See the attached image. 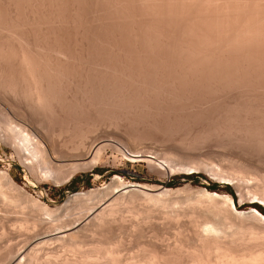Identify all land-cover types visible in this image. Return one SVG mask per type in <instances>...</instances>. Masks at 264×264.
<instances>
[{"label": "bare ground", "instance_id": "6f19581e", "mask_svg": "<svg viewBox=\"0 0 264 264\" xmlns=\"http://www.w3.org/2000/svg\"><path fill=\"white\" fill-rule=\"evenodd\" d=\"M88 5L92 6V9L96 8L95 14L97 10L102 11L98 18V20L101 18V21L97 20L98 23L95 15L96 18L91 17L92 21L95 20L90 25L95 30H91V27L88 29L90 22H88ZM261 5L259 2L255 3L254 0H0V141L12 146L17 157L31 172L43 173L45 177H52L57 183L65 176L61 172L62 166L71 167L69 175L66 176L70 177L75 172L94 167L101 161L106 144H96L90 152L88 151L89 154L87 151L85 154L82 153V150L86 147L84 138H87L88 131H91L88 128L93 127L90 125L97 124L96 121L98 123L100 121L101 124L106 117L110 118L111 125L114 123L117 127L121 125L122 120H126L125 123L128 120L130 130H134L132 138L139 142L146 139L152 140L156 137L155 131H163V134L168 133L170 136L177 135L172 132L184 131L185 133H181L182 136L187 132L189 135L185 137L188 139L191 135L193 143L198 144L200 141H205L206 137H211V134L212 136L217 134L213 138L219 136L218 139H221V136L223 139L224 134L229 135L226 138L235 134L239 138L234 135L235 141L239 140L244 144L248 142L247 146L240 144L248 147V144L253 143L255 147L254 143H257V147L259 148L260 145L263 150L264 119L260 120V118L264 115L259 118L262 116L261 111L258 112L257 109L255 112L259 115L260 124L257 118L251 117L256 109L254 106L255 109L251 108V113L247 112L251 111L249 103L256 102L254 101L256 97L248 102L249 109L245 110L247 113L242 112L247 115L239 112L243 118L249 116L243 121L237 108H233L238 103V106L241 104L240 96L236 97L238 94L241 98L243 94L247 98L249 93L253 95L254 90L257 92V89H262L264 93V15L262 16ZM25 7L29 16H32L31 20L26 19L27 16H25L26 20L23 18L21 8L25 9ZM92 9H90L91 12L94 10ZM92 15L93 12L90 16ZM94 23H96L95 26H93ZM25 25L32 26V28L26 27V29ZM42 25L53 27L48 28L49 30L46 27L45 32ZM64 25L70 26L71 29H68L71 31L66 27L60 28ZM88 32L91 37H88ZM241 89H244L243 92ZM251 90L253 93L248 92ZM230 91L233 96L235 95V99L238 98L233 101L239 100V102L237 104L230 100L224 102L221 97L222 101H220L223 104L231 105H228L229 109H227L217 100L219 99L217 94L225 95L224 99H228L229 96L226 93L229 92V95ZM254 94L256 96L258 93ZM213 100H215L214 105L219 101L218 103L229 111L225 113V110L221 108L224 111L221 116L220 113L223 111L220 107L222 105L217 106L219 108L217 111L214 108L216 106L212 105ZM187 101L193 104L192 108L197 104V109L196 107L195 110L191 108L192 113L202 106V101L212 104L205 107L206 110L201 107L203 109L201 112L199 109L197 113L186 114L189 112L186 110L190 108ZM183 102L189 105H187L188 109L186 105L183 106ZM242 102L245 103V100ZM179 103L183 108L180 105L177 106ZM199 103L200 107H198ZM232 103L235 105L233 106ZM244 105L242 107L245 108ZM176 106L182 110L186 107V110L184 109L186 113L182 112L184 116L182 113V116H175L178 113ZM166 107L171 109H166ZM231 107L234 109V114L233 110L232 113L230 111ZM160 108L161 111L163 109L162 112L165 111L164 108L166 109L167 116L161 117ZM208 108L210 109L207 110ZM211 108H214L218 116L214 115L215 112ZM244 108L238 107L239 110H244ZM261 108L263 109L262 106ZM172 109H176L171 112L172 114L175 112L174 116L167 112ZM155 112L157 115L160 114V117H157ZM237 113L239 116L236 115ZM213 115L216 117L214 118ZM235 115L241 118L237 119ZM90 122L93 123L88 125ZM205 122L212 124L206 127L207 125H203ZM66 135L74 139L77 137L75 140L78 137L83 139L77 143L75 148L73 147L77 152L80 149L79 154L74 155V152V156H70L72 153L66 156L61 149L62 146L59 147L61 143L56 144V139H62ZM192 141L191 144L194 146ZM66 145L63 146L64 152ZM139 150L127 148L123 151L134 160L143 156ZM145 157L150 163L158 158L154 154H146ZM165 163L171 171L177 166H174V163L172 165L169 160ZM200 163L199 165H202L203 161ZM206 163L203 165L213 170L211 168L213 165L209 166V163ZM182 165L187 170H193L196 167L188 164ZM213 174L219 179H227L229 176L216 172V170ZM0 176L8 186L18 189V184L10 169L0 171ZM143 186L138 187L144 188ZM130 187L132 185L125 188ZM150 190L160 192L162 188ZM0 193H3L1 188ZM214 195L219 194L214 193ZM227 199L232 201V198ZM101 206L99 214L95 212L98 225L108 219L105 218L107 214ZM110 212L114 213L111 210ZM250 213L264 221V214L258 210L253 209ZM81 221H76L63 228L57 229L59 227L57 226L55 234L44 233L41 238L39 237L41 241L37 238L39 242H31L28 248L11 255L4 264H24L25 258L29 257L28 253L31 250L34 251L33 248L40 246V243L46 244L50 240H62L63 242V239L72 237L83 227ZM198 236V244L200 240L202 241V245L199 244L201 249L198 248L199 245L198 249L196 248L198 251H195L193 247L192 250L195 252L191 249L192 254H189L190 250L186 252L190 259L179 261L178 264H264V245L237 249L241 243L235 244V241H232L233 245H239L236 246L237 248L233 247L230 242L231 237L229 240L220 230L212 226L207 228V233H201ZM243 243L242 247H245ZM175 248L178 249V247ZM173 249L171 251L174 252L176 249ZM109 252L107 253L110 255ZM169 253L168 256L171 255ZM173 254L172 256H175ZM159 255L156 254L154 257L153 254L152 261L148 256V262L145 260L147 263L140 258L141 261L131 260L137 262L131 264H173L176 261V257L174 260L172 258L173 262L167 254L164 256L159 253ZM85 258H83L84 261L91 260L93 257H88L87 254ZM103 258H101L102 261ZM178 258H181V255ZM110 259L103 264H124L119 260ZM69 261L67 260L66 264H79Z\"/></svg>", "mask_w": 264, "mask_h": 264}, {"label": "rangeland", "instance_id": "374dc122", "mask_svg": "<svg viewBox=\"0 0 264 264\" xmlns=\"http://www.w3.org/2000/svg\"><path fill=\"white\" fill-rule=\"evenodd\" d=\"M254 1L255 3L259 2V5H261L260 3H262L261 6L263 10L261 9V12H263V16L264 0L263 2L262 0ZM23 8H21V12H23L22 15L24 16L23 18L25 19V16H27L26 19L31 20L32 16H29V12H27L28 10H26L27 8ZM90 9H92V6L89 7L88 5V22L90 21L88 24V29L91 27L90 24L95 20L94 19L92 21L91 17L95 15L97 17V21L101 15L100 12H102H98L97 10L96 14H100L96 15L94 13L96 8H93V15L90 16V14H92ZM95 16L93 18H96ZM100 19L98 21H101ZM34 25L36 26V24ZM56 25L55 27H57ZM95 25L96 23H94L93 26ZM42 26L45 32L53 27H47L45 25ZM24 27L26 28L28 26L25 25ZM30 27L32 28V26ZM30 27H28V29H30ZM64 27H66V25L60 28ZM68 28H70V26L66 27V29ZM91 30L95 29L91 27ZM91 32V34H93V31ZM88 37L91 36L89 35ZM241 90L240 91L243 92L244 89ZM254 91V93H258L256 94V96L252 90L248 91L253 93V95L249 93L251 94V96H249V94L245 93L244 91L245 94H248V100H246L247 98L244 94L241 98V95L238 94L239 90L238 92L236 91V94H238V96L236 95V97L239 98L240 96L239 100L242 99L240 101V103L242 104H240L241 108H244L242 106L247 103V105H244V110L238 109V107L240 108V106H238L239 103L238 105L234 104H237L239 100L235 102L238 98L235 99V95L233 96L231 91V94L229 95V92L226 93V95L229 96L230 99L229 97L228 99H224L225 95L222 96L221 94V96H219L218 94L220 93H218L217 97H219V99L217 100L220 101L222 99L221 97H223L222 100L224 102L226 100H230L231 102L235 100L233 101L234 103H232V105L234 104L236 106L233 108H237L238 113L240 111L242 113L249 108L251 111L248 110L247 112L251 113L252 109L255 107L256 109H253L254 111L252 112L251 117L257 118V122L260 123L258 119L259 115L255 112L258 109V112L261 111L260 115H262L259 116V118L263 117L264 93L262 92V89H257V92L256 90ZM233 92L235 93V90H233ZM241 92L239 93L241 94ZM249 97L253 98L249 99ZM254 98L256 99L254 100L256 102L252 103L255 105L251 104L250 102L251 100L253 101ZM243 99L245 100V103L242 102L244 101ZM215 100H213V104H208V102L206 103L205 101H202V106L199 103L198 107L201 106L202 108H204V110H206L205 107L207 108L208 105L211 104L214 105ZM218 102H216V105H214L216 107L213 106L215 109H217V111L219 110L217 106H221L223 104V102H221L222 104H219ZM248 102H250L249 105H251V107L248 105ZM188 103L190 105V108L188 107L189 105L186 104V102H183V106L186 105L187 109H190L186 110V107H184L186 112L189 111L188 113L184 112V109L182 110L183 106L180 103L177 106L180 105V107L182 106V108L177 106L175 107L178 109L177 112L180 114H178L177 112V114H175V112L173 114L171 113L176 109H172L171 111L167 110V112H170L171 116H174V114L175 116H182L183 113L194 114L195 112H199V109L200 112L203 110L200 107L198 108V110L194 111L197 104L195 103L196 105L192 108L191 105L193 104H190V102ZM258 104L260 105V107ZM223 105L220 107V110L223 111L224 109L225 113L228 112L229 110H226L229 109L228 107L231 105L226 103V107L229 105L227 109ZM247 106H249V108ZM256 106L259 108H257ZM261 106L263 107V109L261 108ZM167 108L169 110L171 109L169 107H166V109ZM191 108L194 109L193 113ZM214 108H211V110H213ZM233 108L231 107L230 111L232 113L233 110L234 114L235 112ZM155 109H157V111L159 110L158 108ZM166 109L164 108L165 111ZM209 109L210 108H208L207 110ZM179 110L182 111L179 112ZM152 111L154 112V109ZM162 111L160 112L161 117H163V115L167 116V113L165 111ZM156 112L154 114H156ZM213 112H215L214 115L218 116V113L216 111L213 110ZM247 112L245 111V113ZM223 113L224 111L220 113L221 116H223ZM238 113L236 115H238ZM245 113L242 114L247 115ZM253 113H255V117L253 116ZM160 114H156V116L160 117ZM242 114L240 115L242 116ZM216 116H214V118ZM231 116L234 117L233 115ZM238 116H236L237 119L239 118ZM246 117L244 118L246 119ZM244 118L242 116L241 120L243 121ZM247 118H249V116ZM105 119H103V121L101 120V124L100 121L99 123L96 121L95 123L97 124H92L93 122H90L88 124H92L90 126L93 127L94 125H96L97 127L95 126L93 128L88 126V129H90L91 131H88V137L86 136L87 138H84V142L86 143L84 145H86V147L84 146L85 148L84 150H82V153L85 154L88 151L90 152L91 148L96 144H106L104 146V152L101 161H99L94 167L75 172L70 177L66 176L69 175L71 167L69 165H65L66 167L62 166L61 172L63 173V175H65L64 179L66 181L62 178V181L59 180L58 183L52 177H45L43 173L39 174L31 172L17 157L12 146L4 144L2 141H0V171H7L10 169L11 174L18 184V189L8 186V184H6V182L3 180L2 176H0L2 178V180H0V188L1 192H3L0 193L3 194L0 195V262L2 264L6 263V261L10 259L9 257H11V255L13 256L16 253L24 251L26 248H28L31 242L34 243L39 242V240L41 241L40 238L44 233L49 232V234H55L57 226H59L57 227V229L63 228L64 226H69L76 221L80 222L81 220H83L81 221L83 222V227L72 237L63 239V242L62 240H50L52 243L50 241L46 244L40 243V246L38 245V247L33 248L34 251L31 250L30 253H28L27 256L29 257H26L23 263L62 264L65 261L64 264H66L67 260H71L69 262L75 261V263L79 264H103V262L109 260L111 257L114 260H119L124 264H128L131 260L135 261L137 259L136 261H138L140 260V258L141 260L144 259V261H142L147 263L149 260L148 256L152 261L151 257H153V254L155 257L156 254L159 255L160 253L164 256L167 254V257H171V260L172 258L174 260V258L176 257L175 260L178 262H174L173 260L172 261L175 264H178L179 261L182 262L188 260V258L190 259L189 254H192L194 250L198 251L197 249L200 247V245H202L201 240L199 243L200 245L198 244V235L205 232L207 233V228L211 226L216 227L218 230H220L224 234V236L229 238V240L231 237V245H233L232 241H235V244L241 243V247L239 245H233V247L235 248H237L236 246H239V248L237 249H248L256 246L261 247L264 245V221L250 213V211L256 209L264 214V212H262L259 207L261 206L264 208V148L262 150V146L259 145L258 148V144L256 143V145L254 143L256 147L255 148L252 143L248 144V147H246L248 142L244 144L242 141H235L236 138L234 139L233 137L235 134L233 136L230 135L231 138H226V136L229 135L224 134L223 139L221 135V139H218L219 136H217L218 138H213L214 135L212 136L211 134L212 138L208 136L209 138L206 137L205 141H200L201 143L199 142L198 144L193 143L194 140L192 141L191 135L190 137L188 136V139L187 137H185L187 136V134L189 135V133L186 132V135L183 134L182 136L181 133H185L184 131H181L179 133L172 132L177 134H174L175 138L171 132L170 133L172 136H170V134L168 135V133L167 135L166 133L163 134V131H155L156 137H153L152 140L146 139L139 142V140H134V138H132V132H134V130H130V123L127 124L128 120L126 123L124 122L126 120H122L119 128L117 126H114V123L113 125H111L112 122L110 118H107V120ZM261 119L263 120L264 117L260 118V120ZM205 123L203 125H207L206 127H210V125L212 124L211 122L210 124L209 122L207 124ZM124 125L127 127H125ZM159 134L162 137L158 136ZM163 136H165L166 138H164ZM236 136L238 138V135H235V137ZM67 137L68 139H66V141L64 138ZM182 137H184L188 142ZM64 138L56 139V144L61 143L59 144V147L61 148L62 146L61 149L64 155L66 154V156H69V154L72 153L70 154L71 156L74 152V155L81 152H79L80 149H78V153L76 150H74V148L75 146H77V143H80L81 140L83 141L82 138L79 139L78 137L79 140H75L77 137H75L74 139L70 138L69 135L64 136ZM85 139H87L86 141H88V143L85 141ZM190 139L194 146L191 144ZM70 140L73 141L72 144ZM74 141H76V143H74ZM62 142L66 143L63 144ZM64 145H66L65 152L63 148ZM127 148H134L136 150L140 149L139 151H141L143 156H141V158L138 157L133 160V158H131L128 153L126 154V152L123 151ZM71 150L74 151L72 152ZM145 151H147V153ZM152 151L155 152L152 153ZM145 153L147 155H157L158 158L155 162L150 163L149 160H146L147 158L145 157ZM166 160H169V162L171 161L172 165L174 163V166L177 165L175 166L176 168H172L173 170L171 171L167 163H165ZM199 161H203L204 164L208 162L209 166L213 165L211 166L213 170L203 165V163L202 165H199L201 164ZM179 163L196 167L193 170H187V168H184L185 166L181 164L183 169H180L181 165H179ZM214 170H216V172L225 174V176H229H227V179H219V177H216L213 174ZM128 185H132V187L125 188ZM214 185H217L216 189L211 190L209 187H212ZM138 186H143L144 188ZM228 187L232 188V190L234 191V195L228 191ZM154 188H162V190L160 192L150 190ZM214 193H218L219 195L213 196ZM227 198H232V201ZM67 199H69L70 201ZM104 203L108 205L105 206ZM100 206L101 208L103 207V211L106 212L105 214H107L105 215V218H108L104 223H102L103 225L100 224L101 226L98 225V219L96 217V213L98 212L99 214ZM110 210L115 214L110 212ZM84 214H86V216ZM89 214H91V216ZM55 215L58 217H56ZM37 238H39V240ZM64 240L66 241L64 242ZM243 242L246 244H244ZM242 243L246 248L242 247ZM175 247H178V249L179 247L182 248L178 250ZM173 248L178 252L176 250L175 251L177 253L175 251H171ZM192 248L194 250H192ZM190 249L192 250V252ZM95 250H97V252ZM109 250L111 252H109ZM158 250L159 252L157 253ZM165 250L167 253L165 252ZM180 250L182 252H180ZM189 250L191 253L188 252L189 254H187L186 252ZM153 251H155L156 253H154ZM102 252H104V254ZM107 252H109L111 256ZM152 252L153 254H151ZM171 252H173L174 254ZM85 253L86 255L88 254V257H97H95L94 259L92 258L94 261L91 258H88L91 260L84 261V259H86V255L84 256ZM95 253H97V255ZM98 253L102 256H99ZM168 253L171 255L168 256ZM172 254L175 256H172ZM105 255L107 256L106 259ZM145 255L147 256L143 258V256ZM180 255L181 258H178L180 257ZM99 257L100 259L104 257V260L102 261L101 259L100 261ZM145 260H147V262ZM134 261H131L130 264L137 263Z\"/></svg>", "mask_w": 264, "mask_h": 264}, {"label": "trees", "instance_id": "16d2710c", "mask_svg": "<svg viewBox=\"0 0 264 264\" xmlns=\"http://www.w3.org/2000/svg\"><path fill=\"white\" fill-rule=\"evenodd\" d=\"M216 187H217V185H214V186H212V187H209L211 190H215L216 189ZM228 191L231 193V194H233L234 195V191L232 190V188H230V187H228ZM260 207V210L262 211V212H264V208L263 207H261V206H259Z\"/></svg>", "mask_w": 264, "mask_h": 264}]
</instances>
